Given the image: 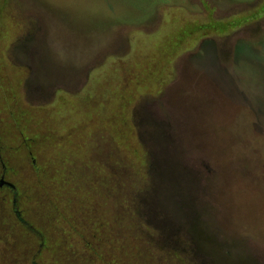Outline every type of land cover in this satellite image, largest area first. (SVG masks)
Segmentation results:
<instances>
[{"label": "rangeland", "instance_id": "1", "mask_svg": "<svg viewBox=\"0 0 264 264\" xmlns=\"http://www.w3.org/2000/svg\"><path fill=\"white\" fill-rule=\"evenodd\" d=\"M0 5V264H264V0Z\"/></svg>", "mask_w": 264, "mask_h": 264}, {"label": "trees", "instance_id": "2", "mask_svg": "<svg viewBox=\"0 0 264 264\" xmlns=\"http://www.w3.org/2000/svg\"><path fill=\"white\" fill-rule=\"evenodd\" d=\"M3 18H4V13H3V11H2V9H1V5H0V72H6L7 71V68H6V65H5V63H6V61L4 60L5 58H4V47L2 46V36L5 34V32H7V31H9V26H8V28H6L5 29V27H6V24L4 23V21H3ZM5 36V35H4ZM7 64V63H6ZM10 96V95H9ZM11 98V97H10ZM62 100V101H61ZM63 98L62 97H60V98H58V101H61V102H63ZM63 103H65V102H63ZM68 104V103H67ZM15 106H16V104H15ZM13 121H16L15 120V118L13 117V119H12ZM14 125H15V127H16V132H19V133H22L21 131L22 130H24V129H21V127H20V125L18 124V123H14ZM48 125H50V124H48ZM50 127H48V129H49ZM160 130V129H159ZM158 130V131H159ZM38 137L37 138H30V140L28 141V142H26V145H30V148L32 149V151L33 152H35V153H37L40 149H41V147L43 146V144H44V139H43V134H41V133H38ZM16 136L18 137V139L21 137L20 136V134H16ZM9 137H2V136H0V146L2 147V146H4V147H6V144L8 143V141H9ZM26 139H22L21 138V142H22V147H23V142L25 141ZM57 140V139H56ZM55 141V140H54ZM35 144V145H34ZM22 147H21V149H22ZM7 150L8 151H11L12 150V146H8L7 147ZM22 150H27V149H22ZM27 152V151H26ZM30 152V150L27 152V154ZM25 158H27V155L25 156ZM49 162V161H48ZM43 182H45L44 180H43ZM68 185H69V183L68 182H66V183H64L63 184V187H64V189L65 188H67L68 187ZM4 186V185H3ZM70 186V185H69ZM66 211L68 212V214H67V218H68V221H73L74 222V219H72L71 218V216L69 215V206H67L66 205ZM159 221V220H158ZM160 222V221H159ZM155 229H156V235L158 234V236H160V237H164V236H166L165 235V230L163 229V225H162V223L160 222V226H155ZM212 261H217V259H213ZM210 264V263H209Z\"/></svg>", "mask_w": 264, "mask_h": 264}, {"label": "flooded vegetation", "instance_id": "3", "mask_svg": "<svg viewBox=\"0 0 264 264\" xmlns=\"http://www.w3.org/2000/svg\"><path fill=\"white\" fill-rule=\"evenodd\" d=\"M3 177V174L0 176V178ZM9 188L10 191L14 192V191H19L17 188L15 189L14 186H7ZM14 197H15V193H14ZM13 201H15L13 199ZM97 228L96 223L92 226V230H95ZM83 264H93V262H91V260H86V259H81Z\"/></svg>", "mask_w": 264, "mask_h": 264}, {"label": "water", "instance_id": "4", "mask_svg": "<svg viewBox=\"0 0 264 264\" xmlns=\"http://www.w3.org/2000/svg\"><path fill=\"white\" fill-rule=\"evenodd\" d=\"M3 182H4V184H7L6 186H12V184H10V183H8V182H5V181H3L2 179H0V186L1 185H3Z\"/></svg>", "mask_w": 264, "mask_h": 264}]
</instances>
